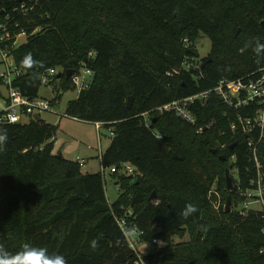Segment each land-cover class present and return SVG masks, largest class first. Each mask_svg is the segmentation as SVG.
I'll return each mask as SVG.
<instances>
[{
	"label": "trees",
	"instance_id": "obj_1",
	"mask_svg": "<svg viewBox=\"0 0 264 264\" xmlns=\"http://www.w3.org/2000/svg\"><path fill=\"white\" fill-rule=\"evenodd\" d=\"M23 4L31 7L28 1L0 2L5 12L18 10L11 13L10 31L28 35L11 50L25 73L12 88L36 99L40 77L57 68L52 107L73 90L66 72L89 71L88 89L67 103L64 115L111 130L101 167L128 164L136 175L112 174L119 196L108 204L100 173L82 174L75 162L52 153L55 126L32 119L0 124L8 135L0 152V246L15 253L30 243L62 255L66 264H133L114 220L124 216L147 244H168L143 254L144 264H264L263 213L242 216L222 207L228 197L234 209L242 201L235 188L226 192L227 169L242 188L255 177L245 136L230 131L246 111L229 109L210 93L195 106L194 127L154 112L146 127L140 116L264 67V54L255 52L257 42L264 43V0H38L25 16L19 13ZM200 36L210 50L193 67ZM27 53L39 62L32 69L22 64ZM214 185L222 198L218 211ZM186 204L197 211L184 219Z\"/></svg>",
	"mask_w": 264,
	"mask_h": 264
},
{
	"label": "built area",
	"instance_id": "obj_2",
	"mask_svg": "<svg viewBox=\"0 0 264 264\" xmlns=\"http://www.w3.org/2000/svg\"><path fill=\"white\" fill-rule=\"evenodd\" d=\"M1 1L3 0H0V2ZM26 1L31 3V7L25 9L23 4L19 9V13L24 16L27 10H32L38 0ZM17 11L16 8H13L10 13H8L5 12L4 9H0V15L2 16L0 20V64L4 67V71L0 75V78L2 85L7 91V96L3 100L2 105H0V124H19L23 123V118L28 121L32 119L33 115L39 116L41 112L50 110V101L54 98L53 97L51 100H43L38 97L29 100L11 86L12 81L25 74L14 65L11 55V50L17 47V40L21 38L26 39L28 36L23 30L14 33L9 29L11 21L14 20V18L11 17V13L13 14ZM15 27H17V25H15ZM38 32L39 29H35L32 34ZM11 40H13V42L11 46H8L7 42ZM189 66L188 63L184 64L185 68H189ZM81 72L82 76L80 77ZM85 73H89V81L86 80ZM58 74V70L48 69L40 77L41 86L49 87L51 91H53L54 88L51 84L55 80L56 82L59 80L57 78ZM91 77V73L84 69H81L77 74H72L70 77L71 87L77 92V95L81 91L88 89ZM210 93H214L227 108L246 111L245 117H237V123L230 126V131L233 135L245 136L246 147L248 149V160L253 164L255 177L249 180L245 188H242L236 176L237 183L235 184V192L242 201L234 211L240 213L242 216H246L250 212H259L263 213L264 218V160H260V149L264 148V67L258 68L246 77L238 80H221L211 91L171 101L149 113L141 114L140 116L143 118L146 127L149 126V115L153 112L158 114H173L184 124L194 127L198 123L194 113L195 106L197 104L203 105ZM94 125L96 126V130H99L102 126L100 123ZM204 129L205 128L197 129L196 134L200 135ZM108 132L111 136L112 131L109 130ZM221 148H224V145L221 146ZM75 163L79 168L83 167L85 164L83 160L78 158L75 160ZM109 173L110 175L121 173V176L124 177H135L136 170L128 164H119L118 166L110 167ZM116 189L117 192H119V187L116 186ZM114 220L117 228L123 235L128 249L132 251L135 256L133 264H144L141 260L143 254L152 250L163 249L168 245L166 242L159 239L152 240L149 245L141 239L142 233L135 227L129 229L124 216H114ZM261 233L264 235V227Z\"/></svg>",
	"mask_w": 264,
	"mask_h": 264
},
{
	"label": "rangeland",
	"instance_id": "obj_3",
	"mask_svg": "<svg viewBox=\"0 0 264 264\" xmlns=\"http://www.w3.org/2000/svg\"><path fill=\"white\" fill-rule=\"evenodd\" d=\"M25 42L24 38L17 40L16 46H20ZM196 50L198 53V60L193 62V66L196 65L202 59H204L210 50V42L204 37L200 36L196 41ZM59 71V69L56 68ZM4 67L0 64V75L3 73ZM82 76V72L80 77ZM86 80L89 81V73H85ZM0 105H2L3 100L7 96V91L4 86H0ZM56 94V90L51 88L41 86L38 97L43 100H51ZM77 97V92L75 90H70L61 93L60 101L50 108L47 112H41L39 118L41 121L55 126V134L52 138L54 155H60L63 159L75 162V160L81 159L85 162L84 166L80 168L82 174H97L100 173L105 182V198L108 204L113 203L119 193L116 189L117 179L109 173V168L103 169L100 164V155L106 150L110 143V135L107 129L103 126L99 130H96V126L91 123L81 122L78 120H73V118H68L64 115L65 108L68 102L75 100ZM26 122L27 119L22 120ZM264 174V171H263ZM121 175L118 173L117 176ZM233 178L234 185L232 183V189L235 188L236 172H229V177ZM264 178V176H263ZM264 180V179H263ZM227 192V191H226ZM233 192V191H232ZM228 193V192H227ZM212 194L214 195V200L212 202V207L215 211H218L222 206L221 195L216 192L215 185L212 187ZM237 196V194H236ZM225 203L222 206L225 207ZM238 205L235 207V209ZM230 211H234V207ZM229 211V212H230ZM183 240H186L184 237ZM181 240L174 238L173 243H178Z\"/></svg>",
	"mask_w": 264,
	"mask_h": 264
},
{
	"label": "clouds",
	"instance_id": "obj_4",
	"mask_svg": "<svg viewBox=\"0 0 264 264\" xmlns=\"http://www.w3.org/2000/svg\"><path fill=\"white\" fill-rule=\"evenodd\" d=\"M257 55L264 54V43L257 42L255 46ZM39 62L33 59L31 53H27L23 59L22 64L26 69H32ZM8 142V135L5 129H0V152L5 150ZM196 207L192 204H186L181 211L182 218L187 219L195 214ZM96 242H92L95 247ZM0 264H66L65 258L60 254H49L44 247L24 243L21 248L15 253H9L5 248L0 246Z\"/></svg>",
	"mask_w": 264,
	"mask_h": 264
},
{
	"label": "water",
	"instance_id": "obj_5",
	"mask_svg": "<svg viewBox=\"0 0 264 264\" xmlns=\"http://www.w3.org/2000/svg\"><path fill=\"white\" fill-rule=\"evenodd\" d=\"M26 0H18V3H23L25 2ZM263 25V24H261ZM73 72L72 71H68L65 73V78H70L72 76ZM57 78L59 79L60 78V73L57 75ZM131 104H132V99L129 98V100L127 101L126 103V109L129 110L131 108ZM32 120L34 122H40L41 119L39 118L38 115H33L32 117ZM211 154H215V150L211 151ZM58 157H60V155H57ZM222 161H225L224 158H221ZM229 170L230 169H227L225 171V187H226V191L228 193H231L232 192V183H231V179L229 177ZM154 196L150 197V198H153ZM230 211V199L229 197L226 199V203H225V212H229ZM189 264H192V263H189Z\"/></svg>",
	"mask_w": 264,
	"mask_h": 264
},
{
	"label": "crops",
	"instance_id": "obj_6",
	"mask_svg": "<svg viewBox=\"0 0 264 264\" xmlns=\"http://www.w3.org/2000/svg\"><path fill=\"white\" fill-rule=\"evenodd\" d=\"M27 122V121H26ZM26 122H23V123H26Z\"/></svg>",
	"mask_w": 264,
	"mask_h": 264
}]
</instances>
